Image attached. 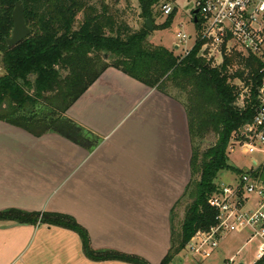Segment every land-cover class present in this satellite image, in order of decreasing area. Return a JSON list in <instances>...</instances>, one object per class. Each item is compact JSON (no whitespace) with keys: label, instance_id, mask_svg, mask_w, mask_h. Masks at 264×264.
Here are the masks:
<instances>
[{"label":"crops","instance_id":"0c3cea01","mask_svg":"<svg viewBox=\"0 0 264 264\" xmlns=\"http://www.w3.org/2000/svg\"><path fill=\"white\" fill-rule=\"evenodd\" d=\"M66 114L83 128L78 142L0 120V211L67 214L95 250L161 264L199 181L186 102L109 67ZM0 264L132 263L89 258L62 226L1 220Z\"/></svg>","mask_w":264,"mask_h":264},{"label":"trees","instance_id":"16d2710c","mask_svg":"<svg viewBox=\"0 0 264 264\" xmlns=\"http://www.w3.org/2000/svg\"><path fill=\"white\" fill-rule=\"evenodd\" d=\"M17 1L0 0V120L38 135L55 131L78 142L83 128L66 112L107 68L115 67L151 88L168 93L171 86L187 90L192 97L186 103L192 136L204 138L207 129L218 136L205 151L201 152L199 145L194 151L193 168L199 181L181 231L173 233L172 249L161 262L169 264L178 252L186 250L198 230L217 223L218 212L208 200L218 190V173L229 167L230 140L255 116L254 93L261 83L263 61L254 54L223 47L219 62L204 48L203 41L187 55L151 43L146 20L150 18L155 26L153 7L159 0H139L145 18L140 30L128 25L121 9L113 12L107 0H100V7L92 0H22L32 33L10 47L6 40L14 26L12 14ZM81 12L83 19L78 20ZM174 17L175 13L161 28L170 27ZM237 81L253 92L245 108L238 104L241 87ZM1 220L43 222L71 229L81 236L86 255L96 261L150 264L139 255L95 250L88 231L67 214L11 208L0 211ZM255 264H264V260Z\"/></svg>","mask_w":264,"mask_h":264},{"label":"built area","instance_id":"2783aa9c","mask_svg":"<svg viewBox=\"0 0 264 264\" xmlns=\"http://www.w3.org/2000/svg\"><path fill=\"white\" fill-rule=\"evenodd\" d=\"M193 1L196 43L205 42L204 48L209 49L212 57L217 61L222 59L223 47H226L228 51L254 54L264 63V0ZM154 6L158 13L168 18L177 14L179 0H159ZM177 36L182 43L191 38L181 32ZM177 48H180L179 43ZM192 48L187 49L185 55ZM259 73L262 79L254 93L255 116L236 132L234 140L245 153L261 152L263 160L254 159L248 170L229 182H219L218 190L209 198V204L218 212L217 223L207 230H198L186 246L189 253L205 259L214 254L225 235L250 229L253 235L262 239L256 261L264 260V64ZM242 85L238 104L245 108L253 92L250 87Z\"/></svg>","mask_w":264,"mask_h":264},{"label":"rangeland","instance_id":"374dc122","mask_svg":"<svg viewBox=\"0 0 264 264\" xmlns=\"http://www.w3.org/2000/svg\"><path fill=\"white\" fill-rule=\"evenodd\" d=\"M106 2L111 5L113 12L117 8L124 11L123 17L132 29L140 30L143 28L145 18L141 15L142 9L139 0H107ZM92 3L99 7L101 4L100 0H92ZM153 8L155 13V26H153V30L149 35V41L156 45H164L170 49H176L175 52L177 55H185V51L192 48L196 43V26L193 22V10L195 9L194 1L179 0V9L174 17V22L168 28H161V25L167 18L158 13L155 6ZM82 19L83 13L81 12L78 14V20ZM179 32L191 36L187 43H182L180 41V38L177 36ZM178 43L180 44V48H177ZM218 61H221V59L219 58ZM1 74H3V72L0 70V75ZM236 83L239 84V87H243V82L237 81ZM170 92L180 97L186 103H190L192 97L187 90L185 91L178 87L175 88L171 86ZM43 103L46 104V102ZM202 135H204V138L197 137L201 152L214 145L218 140V136L210 129H207ZM229 147H231L230 149L228 148L227 151L229 155V167L218 173L216 179L217 183L229 182L234 177L241 174L240 170H248L254 159L259 162L263 160V154L261 152L253 151L245 153L240 146H237L234 136L230 140ZM187 207L188 205H185L182 208L184 213ZM261 242L262 239L259 236L253 235V231L250 229L235 231L223 237L220 246L210 258L205 259L201 256L189 253L187 251L188 249H186L178 252L169 264H255L256 254Z\"/></svg>","mask_w":264,"mask_h":264},{"label":"water","instance_id":"95a60500","mask_svg":"<svg viewBox=\"0 0 264 264\" xmlns=\"http://www.w3.org/2000/svg\"><path fill=\"white\" fill-rule=\"evenodd\" d=\"M198 11L196 10L195 13ZM14 26L11 32V36L7 38L6 42L8 46L13 47L27 38L31 33L32 30L26 22L25 17V5L22 0H19L15 4V8L12 14ZM197 20V19H196ZM147 27L150 31L153 30V22L150 18L146 20ZM264 180V175L262 176ZM243 264V263H240Z\"/></svg>","mask_w":264,"mask_h":264}]
</instances>
